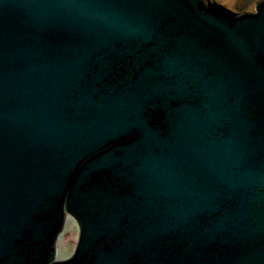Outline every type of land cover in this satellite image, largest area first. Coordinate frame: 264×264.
Returning <instances> with one entry per match:
<instances>
[{
  "label": "water",
  "instance_id": "obj_1",
  "mask_svg": "<svg viewBox=\"0 0 264 264\" xmlns=\"http://www.w3.org/2000/svg\"><path fill=\"white\" fill-rule=\"evenodd\" d=\"M0 264H264V0H0Z\"/></svg>",
  "mask_w": 264,
  "mask_h": 264
},
{
  "label": "rangeland",
  "instance_id": "obj_2",
  "mask_svg": "<svg viewBox=\"0 0 264 264\" xmlns=\"http://www.w3.org/2000/svg\"><path fill=\"white\" fill-rule=\"evenodd\" d=\"M212 5L230 9L235 13L252 12L256 10V4L260 0H206ZM65 231L58 240V258L64 259L70 256L79 236V226L73 219H68Z\"/></svg>",
  "mask_w": 264,
  "mask_h": 264
}]
</instances>
